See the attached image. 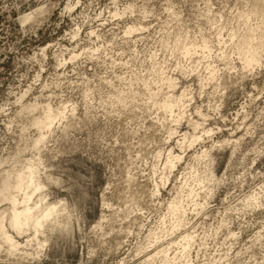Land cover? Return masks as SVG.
Instances as JSON below:
<instances>
[{
	"label": "rangeland",
	"instance_id": "374dc122",
	"mask_svg": "<svg viewBox=\"0 0 264 264\" xmlns=\"http://www.w3.org/2000/svg\"><path fill=\"white\" fill-rule=\"evenodd\" d=\"M262 4L0 0V216L19 243L0 234V264H164L138 248L172 197L193 264H264V68L242 63L246 38L264 51ZM29 167L30 204L67 209L36 238L4 189Z\"/></svg>",
	"mask_w": 264,
	"mask_h": 264
},
{
	"label": "bare ground",
	"instance_id": "6f19581e",
	"mask_svg": "<svg viewBox=\"0 0 264 264\" xmlns=\"http://www.w3.org/2000/svg\"><path fill=\"white\" fill-rule=\"evenodd\" d=\"M262 6H264V4H262ZM262 8L264 10V7H262ZM30 17H31V15L29 13V14H24L23 18L29 19ZM251 38L252 37L246 38V40L244 41V45H245L244 47H245V50L247 52V53H244V55H245L244 61H246L247 58L249 57L250 51L256 57V59L259 60L257 48H256V46L251 44ZM51 119H52V116L50 114H47L46 120L49 121ZM47 121H43V124H47ZM204 154H206L205 151H204ZM171 155L172 154L170 153V157H171ZM174 158L176 159V161H179L180 159H182V157L180 155H176ZM166 164L167 165L170 164V167L172 168V167H174L175 162H172V160H170V161H167ZM210 173H212V172H210ZM211 176H212V174H211ZM159 181H160V179H159ZM158 184H156L157 185L156 191H160V188H159L160 185H158ZM10 188H12V189H14V190H16L22 194L21 201H20V197L19 198L17 196L11 197V203L13 205V208L11 211V216L9 218L10 220H9L8 224H9V227L11 228V230L13 229V231H15L17 233V235L23 236L24 234H27V232L32 230L33 234H34V238H36L37 235L40 232H42L41 230L48 223L53 224L54 227L56 226L55 224H61L60 218H58V217H59V215L66 212L67 209L64 205H62V203L59 204L58 203L59 201L57 203L56 202L50 203L46 200V195L41 194L40 198L38 199V202L36 201V202H34V203L32 202V204H30L32 197L37 192L43 191L45 188V185L37 178V176L34 174V170L31 167L28 168L25 177H21L19 175L16 178V180L10 181V182H9V180H7L4 183V189L9 190ZM189 196H190V194H188V197ZM200 205L202 207L204 204L200 203ZM167 210H168V214L172 215L174 218L173 221L171 220L172 221V224H170L171 227L169 226L171 229L169 227H168L169 231L167 229H165V226L167 225V224L165 225L166 217L163 219H160L161 220L160 223L157 224L156 227H154V228L151 227L150 230L148 231L149 233H147L148 235H147V237H145V239L147 238V245L142 244L139 248L137 247L138 251H139V252L138 251L137 252L138 253H144L145 251H147V254H148V251H149L148 249H154L155 252L154 253L152 252L153 254H150L147 257V259L145 260L149 263L154 262V260H156L158 256H162V258H164V260H165L164 264H185V263L186 264L187 263L193 264V262L190 261V258H191L190 252L192 251V246H194L193 245L194 238H193L192 233L187 232V235L183 236L182 238H180L178 240L177 239L173 240L171 237V236L176 234V232L181 228V226L185 225L187 213H186V208L184 206V203L182 201L178 200L176 197H172L171 201L167 204ZM101 220L103 222V219H101ZM168 220H170V219H168ZM4 223H5L4 218L0 216V234L2 235V238H4L9 243V248L11 250L17 249L16 247L19 245V243L17 242V240H15L13 235L9 233V231L7 230ZM96 225H98V224H96ZM98 226H100V222H99ZM139 227H140V225H139ZM185 227H186V225H185ZM99 228H101V227H99ZM45 229H46V227H45ZM131 230H129V232ZM231 234H233V232ZM233 236H234V234H233ZM168 237H171L172 241L170 242V240H171L170 239L168 242V245H165L164 242L168 239ZM42 244H46V243H44V241H41L40 247L42 246ZM174 247H176V248L180 247L181 250L177 251V249ZM130 256H132V255H130ZM162 263L163 262L161 261V264ZM204 263L205 264H211L212 262L210 263V262L205 261Z\"/></svg>",
	"mask_w": 264,
	"mask_h": 264
},
{
	"label": "snow or ice",
	"instance_id": "6c2138e0",
	"mask_svg": "<svg viewBox=\"0 0 264 264\" xmlns=\"http://www.w3.org/2000/svg\"><path fill=\"white\" fill-rule=\"evenodd\" d=\"M233 39L235 40L236 37H233ZM242 63H244V68H245L246 72L249 70L254 71L256 66H260V67L264 68V51L261 52L259 60H257L256 57L250 51L249 57L247 58L246 61H242ZM253 206L264 208V201H261L260 204H256Z\"/></svg>",
	"mask_w": 264,
	"mask_h": 264
}]
</instances>
